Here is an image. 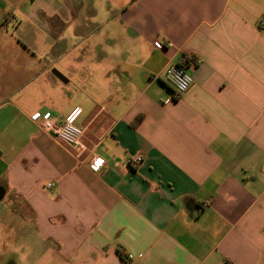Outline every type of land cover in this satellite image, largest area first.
<instances>
[{
	"label": "crops",
	"instance_id": "0c3cea01",
	"mask_svg": "<svg viewBox=\"0 0 264 264\" xmlns=\"http://www.w3.org/2000/svg\"><path fill=\"white\" fill-rule=\"evenodd\" d=\"M0 83L8 264H264V0H0Z\"/></svg>",
	"mask_w": 264,
	"mask_h": 264
},
{
	"label": "built area",
	"instance_id": "2783aa9c",
	"mask_svg": "<svg viewBox=\"0 0 264 264\" xmlns=\"http://www.w3.org/2000/svg\"><path fill=\"white\" fill-rule=\"evenodd\" d=\"M169 44L158 42L155 47L162 50L168 47ZM165 83L173 92L174 98L178 99L186 94L192 88L193 78L187 73L183 66L171 65L162 77ZM82 115V109L75 108L63 121H58L57 117L52 114L41 116L36 114L35 120H42L43 128L53 138L59 142L69 146L72 149H81L82 139L85 130L77 126V121ZM99 162V163H98ZM143 163L142 157H135L130 161L132 168H138ZM104 166V162L97 159L91 165L93 171H99Z\"/></svg>",
	"mask_w": 264,
	"mask_h": 264
},
{
	"label": "rangeland",
	"instance_id": "374dc122",
	"mask_svg": "<svg viewBox=\"0 0 264 264\" xmlns=\"http://www.w3.org/2000/svg\"><path fill=\"white\" fill-rule=\"evenodd\" d=\"M2 84H3V86L5 87L4 89L2 88ZM28 84H29V83H28ZM28 84L24 86V83L11 82V83L9 84V89H12V91H13V92H12V96H14V95H15V91H18V90H19V92H21V93H23V94L29 92V90H28V88H27ZM32 86H33V85H32ZM161 86H162L164 89H168V88L166 87V84L163 83V82H161ZM5 89H8V88H7V83H0V93H1L3 90H5ZM20 90H21V91H20ZM22 90H23V91H22ZM17 93H18V92H16V94H17ZM18 94H19V93H18ZM13 98H14V97H12L10 100H11V101H14ZM5 99H6V98H2V97H0V101L5 100ZM31 101H32V103H33V102H36V99H32ZM37 102H38V99H37ZM2 208H3V206H0V211L2 210ZM12 224L14 225V228H16V230H18V229H19V226L21 225V223H20L19 220L14 221ZM12 227H13V226H12ZM21 229L24 231V228H21ZM6 234H8V233L5 232L3 228H1V229H0V237L2 238V237H3L4 235H6ZM22 234H23L25 237H27V236L29 235V233L26 232V231H24V233H22ZM14 259H16V258H14ZM8 262H9V259L7 258V255L2 256V254H1V252H0V264H8Z\"/></svg>",
	"mask_w": 264,
	"mask_h": 264
},
{
	"label": "trees",
	"instance_id": "16d2710c",
	"mask_svg": "<svg viewBox=\"0 0 264 264\" xmlns=\"http://www.w3.org/2000/svg\"><path fill=\"white\" fill-rule=\"evenodd\" d=\"M137 121L140 122V119H138Z\"/></svg>",
	"mask_w": 264,
	"mask_h": 264
},
{
	"label": "snow or ice",
	"instance_id": "6c2138e0",
	"mask_svg": "<svg viewBox=\"0 0 264 264\" xmlns=\"http://www.w3.org/2000/svg\"><path fill=\"white\" fill-rule=\"evenodd\" d=\"M99 163V162H98Z\"/></svg>",
	"mask_w": 264,
	"mask_h": 264
}]
</instances>
